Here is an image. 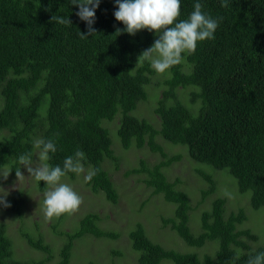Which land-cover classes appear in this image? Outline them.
I'll return each instance as SVG.
<instances>
[{
  "label": "trees",
  "instance_id": "trees-1",
  "mask_svg": "<svg viewBox=\"0 0 264 264\" xmlns=\"http://www.w3.org/2000/svg\"><path fill=\"white\" fill-rule=\"evenodd\" d=\"M147 86L159 99L153 109L138 110ZM181 89L190 108L179 99ZM0 102V169L16 174L42 153L47 170L39 190L83 168L85 185L115 203L113 171L126 161L125 179L146 174L144 183L174 206L173 214L154 215L191 250L164 247L137 222L129 232L136 264H264L262 232L242 227L243 207L224 215L228 194L215 197L193 232L191 199L178 178L165 174L183 154H169L165 144L181 145L188 161L226 170L240 193L250 192L249 207H264V0H0ZM133 146L138 153L148 146L161 159L148 165L143 155L133 164L126 156ZM197 171L206 182L202 203L217 181ZM13 197L22 216L24 198ZM69 200L62 192L58 202L43 201L52 231L62 237L57 252L38 227L21 226L39 257L15 258L0 222V264H77L76 240L119 237L100 226L94 211L64 231L61 223L75 209Z\"/></svg>",
  "mask_w": 264,
  "mask_h": 264
},
{
  "label": "rangeland",
  "instance_id": "rangeland-1",
  "mask_svg": "<svg viewBox=\"0 0 264 264\" xmlns=\"http://www.w3.org/2000/svg\"><path fill=\"white\" fill-rule=\"evenodd\" d=\"M147 88L148 97L141 103L138 110L153 109V106L157 104L159 96L152 94L148 86ZM152 89L155 90L156 94H159V89ZM178 96L180 100L182 99L181 102L189 107L188 105L191 102L187 96V91L181 89L178 91ZM195 105L197 106V104ZM136 113V111L133 112L135 116H137ZM193 113H196V111H193ZM137 114L139 115V113ZM139 118L142 117L140 116ZM146 120L152 125L154 123L153 126L155 128L157 126L159 128V121L157 123V119L146 118ZM158 140L161 139L158 137ZM116 143L118 146L120 145L119 142ZM35 149L40 150L38 146ZM165 149L169 154L183 153L181 161L165 169V174L169 181L178 178L180 188L185 190L191 199L190 203L194 207V210L191 209L189 214V226L193 232L199 229L200 222L198 217L201 211L209 209L213 198L218 196L226 198L227 193L228 201L225 203L224 215H228L239 207H243L248 215V219L244 221L242 227H250L256 233L261 231L264 238V207L256 210L249 207L250 192L240 193L236 180L231 175H227L226 170H218L212 168V166H206L207 168L205 169L204 166L192 160L188 161L185 159L187 153L184 146L165 144ZM119 150L123 149L119 147ZM134 150L135 146L126 151V156L131 157L129 159H132L130 162L133 164L138 165L143 155H146L148 165L161 159L159 155L151 154L148 146L143 147L140 153ZM41 154L36 153L32 159L25 161L16 174H12L7 167L0 169V222L7 225L8 233L14 241L15 258L39 257V253H32L30 247L22 238L20 232L21 226L28 228L30 231L38 227L44 240L50 243L55 252L59 251L58 248L62 244V237L52 231L51 221L48 219L52 215V211L46 208V202L43 201L46 198L58 202V197L62 192H65L70 197L69 203L71 202V207L75 208L70 210L61 223L60 228L64 231L73 230L77 226L76 222L80 215L94 211L99 213L101 217L100 226L103 229L119 232V237L116 239L84 236L76 240L73 252L76 250L77 256L73 260H77V264H85L91 258L95 259L98 264H136L138 254L131 248L129 232L135 228L137 222L143 225L149 237L162 243L164 247L182 251L191 250L188 246L183 245L182 239L175 232L168 226L162 225L161 218L158 215L167 216L171 214V211L173 214L174 206L171 203L165 202L161 194H154L153 189L144 183L143 178L146 174H131L125 179L123 167H127L129 162L122 161L119 165L121 166L120 169L113 171L114 185L118 196L116 202L112 203L106 199L102 192L93 193L90 187L85 185L86 174L83 168L77 171L74 179H69L68 177L60 178L55 182H51L45 191L39 190L38 179L47 170L46 159ZM106 163L109 166L107 161ZM197 169H201L206 173L209 171L215 181H217L216 190L213 192V195L209 196L202 203L200 202V194L201 189L206 186V182L198 175ZM15 192H20L24 198V204L20 206L22 216L17 214L13 209V193ZM154 213L158 215H154ZM35 222L39 223V225H35ZM210 248L203 247L202 250L211 251ZM113 250H120L122 255H115Z\"/></svg>",
  "mask_w": 264,
  "mask_h": 264
}]
</instances>
